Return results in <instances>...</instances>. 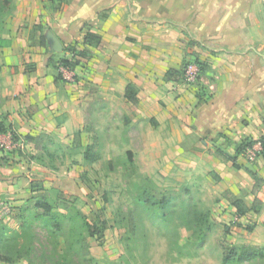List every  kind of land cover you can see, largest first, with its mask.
Listing matches in <instances>:
<instances>
[{
  "label": "crops",
  "instance_id": "crops-1",
  "mask_svg": "<svg viewBox=\"0 0 264 264\" xmlns=\"http://www.w3.org/2000/svg\"><path fill=\"white\" fill-rule=\"evenodd\" d=\"M12 13L3 34L7 46L0 47V115L17 135L83 129L85 113L99 108L100 96L110 107L127 105L132 84L139 115L151 114L156 130L167 131L171 155L183 160L205 158L209 149L226 153L234 158L222 161L231 184L240 171L264 180V149L258 165L246 158L249 146L237 152L246 141L264 139V0H15ZM48 31L64 49L85 48L89 31L103 40L72 70L78 77L56 82L50 57L72 56L41 43ZM190 62L205 66L199 83L167 79L169 69ZM8 221L18 229L14 218Z\"/></svg>",
  "mask_w": 264,
  "mask_h": 264
},
{
  "label": "rangeland",
  "instance_id": "rangeland-1",
  "mask_svg": "<svg viewBox=\"0 0 264 264\" xmlns=\"http://www.w3.org/2000/svg\"><path fill=\"white\" fill-rule=\"evenodd\" d=\"M11 14L4 11L0 15V47L7 46L3 34L8 22L12 25L14 21ZM55 55L60 59L64 53ZM62 71L70 81L78 77L68 68ZM117 103L110 107L100 96L95 101L100 109L90 108L85 113L83 129H70L63 136L46 134L49 138L44 139L43 148H35L33 142L15 132L1 136L0 201L11 205L12 211L0 218V223L8 224L14 218L16 228L21 230L20 210L30 214L27 231L31 237L23 242L33 243L34 248L18 262L226 264L225 256L231 250L253 249L259 251L258 256L244 261L235 259L230 264H264L263 178L240 171L234 175L236 183L231 184L228 163L222 162L227 161L226 156L210 149L205 158L191 156L180 160L170 154L165 145L167 131L156 130L154 116L141 117L137 104ZM78 132L81 145L74 149ZM12 141L18 145L14 147ZM93 143L100 159L87 163L84 151L86 145ZM263 153L255 160L246 158L258 165L257 159ZM194 162L197 168L192 170ZM218 165H223L222 173ZM17 173L20 176L10 178ZM229 184L234 190L228 188ZM140 185L175 194L179 206L167 219L161 217L139 202ZM233 197L242 198L248 205L258 198L263 205L259 212L251 211L241 217L231 204ZM40 199L48 200L58 212L81 210L90 223L107 219L109 227L104 238L98 241L85 230L80 237L82 242L71 248L68 242L79 235L72 234L70 220L65 218L59 227L31 214L37 211L35 203ZM201 213L208 214L213 224L204 241L196 230L197 215Z\"/></svg>",
  "mask_w": 264,
  "mask_h": 264
},
{
  "label": "trees",
  "instance_id": "trees-1",
  "mask_svg": "<svg viewBox=\"0 0 264 264\" xmlns=\"http://www.w3.org/2000/svg\"><path fill=\"white\" fill-rule=\"evenodd\" d=\"M15 8V0H0V15L5 11L11 14ZM7 15V14H6ZM107 12H103L99 14L100 18L106 17ZM42 29V27L40 26ZM102 36L98 33L89 31L84 37V46L85 48H78L76 45L65 46V51L69 52L72 57H63L60 59H56L54 55H52L49 59L48 64L52 66L56 71L55 80L58 82L63 79V74L61 72V68H68L69 70H73L80 63V59L82 58H90L91 53L89 51V47H98L102 43ZM0 42H2V37H0ZM41 43L48 47L47 39L45 35L41 36ZM1 46V44H0ZM54 54V53H53ZM198 63V62H197ZM200 64V63H199ZM186 65H184L181 69H169L166 77L167 79H180L184 81V71ZM201 76L204 72L205 66L201 65ZM200 76V77H201ZM126 98L133 103L138 102L137 98V90L134 85L129 84L126 89ZM12 129L9 124L6 116L0 115V135L7 133ZM11 133L14 135V131L11 130ZM81 132H78L77 137L75 139V144L72 146L74 149H78L81 145ZM27 140L33 142L37 147H44L46 144L44 143V139H48V135L41 134L39 136L26 135ZM262 140V141H261ZM264 146V139H261ZM256 141H246L241 146L238 147L237 152L241 153L245 150L247 146H252ZM41 145V146H40ZM96 146L93 144L86 145L84 151V159L87 163H92L98 161L100 159L99 153L96 152ZM225 156L228 158H233L229 154L225 153ZM234 159V158H233ZM237 164V163H235ZM38 188H42L39 186ZM177 196L171 192H159L156 189H152L149 187H145L140 185V189L138 192V200L144 206L153 209L156 214L160 215L163 218H168L175 209L179 206L177 202ZM231 204L236 208L238 215L243 217L250 213L251 211L259 212L263 205V202L258 198H255L253 205H248L242 198L233 197L231 198ZM259 202V205L256 204ZM184 205L186 204L184 201L182 202ZM181 204V203H180ZM37 208L36 212L31 213L36 218H42L45 220L48 225H59L66 218L70 220V224L72 226V234L78 235L75 238V241H69L68 244L71 248H75L76 244L82 242L80 241V237L83 236L85 230L88 232L87 234L91 237H95L98 241L102 240L105 236V231L109 227V222L107 219H103L97 223L88 222L87 218L83 214L81 210H74V212H58L55 211L54 206L46 199H40L35 203ZM39 210L41 212H39ZM20 228L13 229L8 224L0 223V262L3 263H15L23 258L25 255H29L30 251L33 250V243L26 244L24 243V239L26 237H31L30 233H28V229L30 227V214H27L26 210L22 208L20 210ZM78 221V224L75 223ZM197 232L200 235L201 241L206 240L208 233L212 230L213 224L209 221L208 214L201 213L197 215ZM61 227V225H59ZM252 230V228H251ZM259 255V251H255L253 249L239 251V249H233L230 253H227L225 256V263L230 264L235 259L239 261H244L247 259L254 258Z\"/></svg>",
  "mask_w": 264,
  "mask_h": 264
},
{
  "label": "built area",
  "instance_id": "built-area-1",
  "mask_svg": "<svg viewBox=\"0 0 264 264\" xmlns=\"http://www.w3.org/2000/svg\"><path fill=\"white\" fill-rule=\"evenodd\" d=\"M201 76V67L197 62H190L186 65L184 71V82L187 84H195L200 80ZM14 147L18 145L16 141H12ZM264 146L261 141L255 142L252 146H249L246 151V157L255 160L258 158V155L263 152ZM12 211L11 205L6 202L0 201V218L7 217Z\"/></svg>",
  "mask_w": 264,
  "mask_h": 264
},
{
  "label": "water",
  "instance_id": "water-1",
  "mask_svg": "<svg viewBox=\"0 0 264 264\" xmlns=\"http://www.w3.org/2000/svg\"><path fill=\"white\" fill-rule=\"evenodd\" d=\"M46 37H47L49 49L51 51L62 52L64 50V46L61 40L52 31H48L46 33Z\"/></svg>",
  "mask_w": 264,
  "mask_h": 264
}]
</instances>
